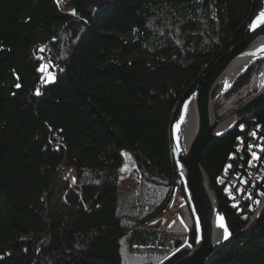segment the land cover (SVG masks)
I'll use <instances>...</instances> for the list:
<instances>
[{"label":"trees","instance_id":"16d2710c","mask_svg":"<svg viewBox=\"0 0 264 264\" xmlns=\"http://www.w3.org/2000/svg\"><path fill=\"white\" fill-rule=\"evenodd\" d=\"M259 6L68 0L64 11L57 0H0V264L184 257L197 228L172 124L201 76L243 40ZM263 80L262 57L236 78L225 106L232 110ZM224 113L216 108L218 118ZM243 127L264 140V103L202 152L232 234L206 264H264V151L253 155ZM125 152L138 179L121 189ZM176 192L179 224L160 229Z\"/></svg>","mask_w":264,"mask_h":264},{"label":"water","instance_id":"95a60500","mask_svg":"<svg viewBox=\"0 0 264 264\" xmlns=\"http://www.w3.org/2000/svg\"><path fill=\"white\" fill-rule=\"evenodd\" d=\"M262 12H264V0H260L259 8L247 22L243 40L227 49L214 62L201 76L193 93L183 103L182 108L190 98L193 99L195 118V130L194 132L192 130L186 146L179 145L174 137L173 128L174 123L182 114V108L173 123L171 133L173 157L179 166V173L197 228V239L194 247L174 264H206L207 259L232 237L217 194L208 174L201 165V156L204 148L211 140L220 138L234 129L264 103V90H260L227 116L218 119L215 113V106L220 96L231 88H224L223 93L214 98V92L219 85L220 78L230 64L247 53L254 55L255 60L264 57V22H262L264 17L260 16ZM257 41L258 47L250 50ZM225 124L228 125L224 127ZM218 217L224 218V223L230 233L227 239L224 238V229L218 226Z\"/></svg>","mask_w":264,"mask_h":264},{"label":"rangeland","instance_id":"374dc122","mask_svg":"<svg viewBox=\"0 0 264 264\" xmlns=\"http://www.w3.org/2000/svg\"><path fill=\"white\" fill-rule=\"evenodd\" d=\"M58 2V5L59 7L62 9V10H67L69 7H68V0H57ZM264 58V57H263ZM260 59V58H259ZM259 59L255 60L253 63H255L256 61H258ZM252 63V64H253ZM251 64V65H252ZM250 67V66H249ZM246 70V69H245ZM244 70V71H245ZM243 71V72H244ZM242 72V73H243ZM241 73V74H242ZM240 74V75H241ZM239 75V76H240ZM46 76H47V80H53V76H51L48 72L46 73ZM238 76V77H239ZM237 77V78H238ZM257 78V77H256ZM255 78V80H256ZM259 78V77H258ZM263 84H264V80H263V83H262V86L261 88L253 93L252 95L246 97L244 100H242L240 103L237 104V106H235L232 110H229L228 107L225 106V102H223V98H224V95L227 94V91L225 94H223L222 96L221 93H223L224 91V88H225V81L218 85L215 92H214V98H217L220 96L219 100L217 101L216 103V106H215V113H216V108H222L225 110V113L222 117H217L218 119H221L225 116H227L229 113H231L232 111H234L238 106H240L242 103H244L245 101H247L249 98H251L252 96H254L256 93H258L262 87H263ZM217 116V115H216ZM171 133H172V128H171ZM264 140H262L263 142ZM124 159H125V165L123 167V170L121 172V183H120V187L121 189H124L126 188L127 186H130L131 184H133L135 182V180L138 179V177L134 174L131 173V171L135 168V162L131 156V154L129 153H124ZM253 170H250V172H252ZM181 175V174H180ZM133 182V183H132ZM184 186V185H183ZM185 188V187H184ZM171 204L169 206L168 209H166L160 216H159V223L160 224V229H165L166 227L172 225L173 223H175V225H178L179 224V220H177V218L179 216H182V213L183 211H180L178 210L179 208H181V205L183 204L184 201L180 200V194L177 195V192H176V195L174 194L173 197H172V200H171ZM189 202V200H188ZM143 206V205H142ZM191 206V205H190ZM192 209V208H191ZM144 260V259H143ZM149 260V259H148ZM147 260V261H148ZM145 261V260H144Z\"/></svg>","mask_w":264,"mask_h":264},{"label":"bare ground","instance_id":"6f19581e","mask_svg":"<svg viewBox=\"0 0 264 264\" xmlns=\"http://www.w3.org/2000/svg\"><path fill=\"white\" fill-rule=\"evenodd\" d=\"M260 42V41H259ZM258 43V41L256 42ZM254 43L250 48L253 50L258 47L259 43ZM249 50V51H250ZM264 53V52H263ZM256 57L254 55L245 54L243 57L237 58L235 61L230 64L226 69L225 73L221 76L219 85L225 81V88L232 87L236 78L247 69L254 61ZM261 90H264V84ZM194 113H193V99H189L182 108V114L179 119L174 123V137L179 143L180 146H186L191 137V132H194ZM179 125V127H177ZM225 124L224 127H226Z\"/></svg>","mask_w":264,"mask_h":264},{"label":"built area","instance_id":"2783aa9c","mask_svg":"<svg viewBox=\"0 0 264 264\" xmlns=\"http://www.w3.org/2000/svg\"><path fill=\"white\" fill-rule=\"evenodd\" d=\"M242 133L246 134L247 141H248L247 144L249 147H251V151H253V153H255L256 155H260V153L262 152L261 146L264 145V141L262 142L263 139H261V137L257 135L256 130L243 127ZM253 133L255 135H253ZM236 141L238 142L239 146H241V141L240 142L238 140ZM260 160H261V163L257 165L258 169L256 168L258 170L257 174L259 177L264 179V157H262ZM255 170L252 172H255ZM263 202H264V198L260 202V206H262ZM253 211H255V213L257 214L259 212V207L258 209H256L255 207Z\"/></svg>","mask_w":264,"mask_h":264},{"label":"snow or ice","instance_id":"6c2138e0","mask_svg":"<svg viewBox=\"0 0 264 264\" xmlns=\"http://www.w3.org/2000/svg\"><path fill=\"white\" fill-rule=\"evenodd\" d=\"M260 16L264 17V12H262L260 14ZM262 22H264V21H262ZM17 87H19V85H17ZM177 127H179V125H177ZM253 135H255V134L253 133ZM262 151H264V149H262ZM253 155L255 156L256 154L253 153ZM217 219H218V226L221 227L222 229H224V238L227 239L228 236L230 235V233L228 232V229H227V227H226V225L224 223V218L223 217H218Z\"/></svg>","mask_w":264,"mask_h":264}]
</instances>
